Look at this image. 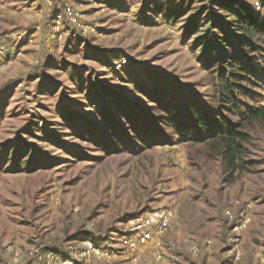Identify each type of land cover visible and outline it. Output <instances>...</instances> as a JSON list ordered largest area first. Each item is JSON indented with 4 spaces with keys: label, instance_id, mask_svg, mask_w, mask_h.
I'll return each instance as SVG.
<instances>
[{
    "label": "rangeland",
    "instance_id": "1",
    "mask_svg": "<svg viewBox=\"0 0 264 264\" xmlns=\"http://www.w3.org/2000/svg\"><path fill=\"white\" fill-rule=\"evenodd\" d=\"M64 4L79 25L58 20ZM229 22L214 0H0V264H264V122L246 127L247 169L231 180L201 146L108 154L83 126L101 125L111 107L101 87L145 108L137 86L154 71L181 98L216 104L202 36L222 35L219 23L238 33ZM251 54L256 72L240 100L253 108L264 104V64ZM228 115L237 120L239 109ZM157 208L173 211L169 228L146 245L126 243L132 218Z\"/></svg>",
    "mask_w": 264,
    "mask_h": 264
},
{
    "label": "trees",
    "instance_id": "2",
    "mask_svg": "<svg viewBox=\"0 0 264 264\" xmlns=\"http://www.w3.org/2000/svg\"><path fill=\"white\" fill-rule=\"evenodd\" d=\"M256 1L264 8V0ZM214 4L228 12L233 17L229 25L238 28V33L233 34L225 23H219L222 35L202 36L200 58L206 69L216 73L217 103L206 104L195 96L181 98L172 83L155 71L148 76L150 85L137 86L146 100L145 108L113 88L101 87L97 95L112 98L111 107L102 110L101 125L91 126L87 122L83 125L100 149L108 154L125 150L135 153L147 147L187 142L201 146L210 159H219L230 174L229 180L247 169V143L251 134L246 127L264 122V104L253 108L248 104L242 106L240 97L250 93L245 81L256 72L258 58L251 53L257 52V57L264 61V13L243 0H214ZM64 7L65 4L62 11ZM155 9L166 19L178 18L173 10L157 2ZM199 19L200 13L192 20L186 35L195 34ZM223 44L233 47V51L223 48ZM219 59L226 69L216 68ZM235 107L239 109L237 120L228 115L236 111ZM65 119L72 121L73 116Z\"/></svg>",
    "mask_w": 264,
    "mask_h": 264
},
{
    "label": "built area",
    "instance_id": "3",
    "mask_svg": "<svg viewBox=\"0 0 264 264\" xmlns=\"http://www.w3.org/2000/svg\"><path fill=\"white\" fill-rule=\"evenodd\" d=\"M66 1V0H62ZM259 4V2H257ZM58 20L65 17L71 23L79 25V20L76 12L73 7L65 4L64 10L62 13L57 15ZM84 32H87V28H84ZM239 201H236L238 204ZM173 211L170 208H157L150 210L148 212L139 214L132 218V230L134 231L133 235L129 240L126 241L128 244L132 245H146L150 241L159 238L170 226V221L173 217ZM226 215L230 218H234L232 210H226ZM249 218H241L237 225L234 226L233 230L243 229L247 226ZM94 251L98 255H108L107 252L100 250L99 248H94ZM58 264H77L69 259H60Z\"/></svg>",
    "mask_w": 264,
    "mask_h": 264
}]
</instances>
